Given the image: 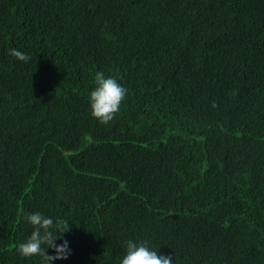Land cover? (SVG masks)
Listing matches in <instances>:
<instances>
[{
	"label": "trees",
	"instance_id": "trees-1",
	"mask_svg": "<svg viewBox=\"0 0 264 264\" xmlns=\"http://www.w3.org/2000/svg\"><path fill=\"white\" fill-rule=\"evenodd\" d=\"M97 71L128 90L109 124ZM34 211L71 224L54 264L129 238L264 264V0H0V264H42L17 251Z\"/></svg>",
	"mask_w": 264,
	"mask_h": 264
},
{
	"label": "clouds",
	"instance_id": "clouds-1",
	"mask_svg": "<svg viewBox=\"0 0 264 264\" xmlns=\"http://www.w3.org/2000/svg\"><path fill=\"white\" fill-rule=\"evenodd\" d=\"M9 54L25 63L31 61L29 53L10 48ZM95 86L89 93L91 115L101 124H109L121 110V104L127 96V88L115 75L97 71ZM26 221L33 230L26 239L18 244L17 251L26 258L39 257L42 264H54L67 260L72 254L71 242L64 238L71 224L63 218H54L41 211L26 214ZM60 240V243H56ZM125 253L119 264H176L175 257L168 253H159L147 240L129 238L124 241ZM52 249V253L48 252Z\"/></svg>",
	"mask_w": 264,
	"mask_h": 264
}]
</instances>
